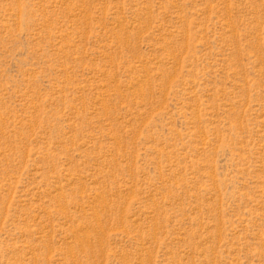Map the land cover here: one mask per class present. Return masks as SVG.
Returning <instances> with one entry per match:
<instances>
[{"label":"rangeland","instance_id":"rangeland-1","mask_svg":"<svg viewBox=\"0 0 264 264\" xmlns=\"http://www.w3.org/2000/svg\"><path fill=\"white\" fill-rule=\"evenodd\" d=\"M0 264H264V0H0Z\"/></svg>","mask_w":264,"mask_h":264}]
</instances>
